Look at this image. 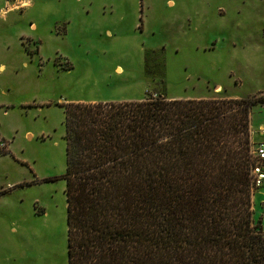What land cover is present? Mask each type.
Here are the masks:
<instances>
[{"label": "rangeland", "instance_id": "rangeland-1", "mask_svg": "<svg viewBox=\"0 0 264 264\" xmlns=\"http://www.w3.org/2000/svg\"><path fill=\"white\" fill-rule=\"evenodd\" d=\"M0 65V264H67L61 105L262 97L264 0H0Z\"/></svg>", "mask_w": 264, "mask_h": 264}, {"label": "trees", "instance_id": "trees-1", "mask_svg": "<svg viewBox=\"0 0 264 264\" xmlns=\"http://www.w3.org/2000/svg\"><path fill=\"white\" fill-rule=\"evenodd\" d=\"M263 97L62 104L67 264H264L249 175Z\"/></svg>", "mask_w": 264, "mask_h": 264}, {"label": "built area", "instance_id": "built-area-1", "mask_svg": "<svg viewBox=\"0 0 264 264\" xmlns=\"http://www.w3.org/2000/svg\"><path fill=\"white\" fill-rule=\"evenodd\" d=\"M264 133V129L260 131ZM8 141L0 135V153L7 150ZM250 154L253 159V163L249 169L251 190L260 187L264 181V143L251 144Z\"/></svg>", "mask_w": 264, "mask_h": 264}, {"label": "crops", "instance_id": "crops-1", "mask_svg": "<svg viewBox=\"0 0 264 264\" xmlns=\"http://www.w3.org/2000/svg\"><path fill=\"white\" fill-rule=\"evenodd\" d=\"M2 68V65H0V69ZM1 135V134H0ZM2 136V135H1ZM8 149V148H7Z\"/></svg>", "mask_w": 264, "mask_h": 264}]
</instances>
